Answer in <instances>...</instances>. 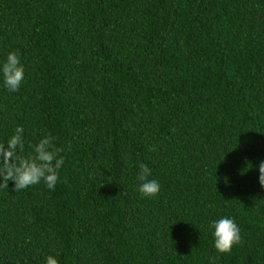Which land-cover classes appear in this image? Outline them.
Segmentation results:
<instances>
[{"label": "trees", "instance_id": "16d2710c", "mask_svg": "<svg viewBox=\"0 0 264 264\" xmlns=\"http://www.w3.org/2000/svg\"><path fill=\"white\" fill-rule=\"evenodd\" d=\"M12 51L0 143L51 134L64 164L54 191L0 188V264H264V0H0Z\"/></svg>", "mask_w": 264, "mask_h": 264}, {"label": "clouds", "instance_id": "9594fccd", "mask_svg": "<svg viewBox=\"0 0 264 264\" xmlns=\"http://www.w3.org/2000/svg\"><path fill=\"white\" fill-rule=\"evenodd\" d=\"M24 72L19 52H9L0 66V74L10 92L19 91L24 81ZM23 133V127L18 126L5 143H0V188H8L11 181L14 182L13 190L19 192L43 181L49 190L54 191L59 179V169L64 164V156L61 155L63 148L57 147L54 138L48 134L30 145L32 151L25 155ZM139 169V192L148 198L157 196L160 184L156 179H150L151 169L143 163L139 165ZM258 172L259 184L264 188V161L259 163ZM210 227L214 230V247L218 253H230L234 246L242 243L240 229L232 218L213 220ZM46 264H59V261L55 256L49 255Z\"/></svg>", "mask_w": 264, "mask_h": 264}]
</instances>
